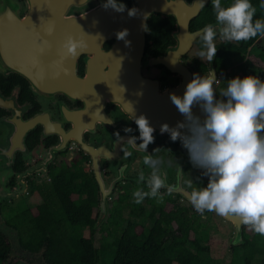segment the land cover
Here are the masks:
<instances>
[{
  "label": "flooded vegetation",
  "instance_id": "af4514ba",
  "mask_svg": "<svg viewBox=\"0 0 264 264\" xmlns=\"http://www.w3.org/2000/svg\"><path fill=\"white\" fill-rule=\"evenodd\" d=\"M185 1L192 4L194 0ZM120 2L126 5L125 9L136 7L135 0ZM105 3L106 0H89L86 8L74 9L72 14L81 15L89 7L97 8ZM211 3L209 0L206 7ZM201 13L191 21L190 33L199 32L207 25L197 20ZM66 15L47 13V4L42 0H0V229L3 230L4 224L19 237V231L9 227L7 220L12 216L19 220V214L24 211H37L46 201H53L54 173L66 170L72 173L69 176L74 177L80 190L84 185L97 190L99 205L94 208L93 215L97 221L96 238L111 217L123 223L131 218L128 203L134 201L133 192L138 188L148 190L146 181L138 182L141 171L146 179L150 175L151 169L143 163V157L148 154L153 155L161 175L173 187L171 194L166 189L161 190L164 199H171L175 206L188 209L194 217L198 212L183 193L190 195L192 190L206 187L209 177L203 174V169L193 166L187 149L179 140L173 142L168 133L155 130V140L149 144L147 152L127 143L131 137H139L138 126L130 112L109 99L106 93L98 92L102 87L98 81L97 86H93V75L97 74L91 60L93 51L84 50L77 60L79 82L74 88L70 87L77 92L69 94L66 91L70 90L66 88L50 87L68 81L60 71L51 70L65 63L64 59L61 61V54H51L57 50L51 44V37L68 25ZM169 19L176 22V29L172 32L175 44L164 52L160 33L163 22ZM150 21L156 22L155 30L149 27ZM179 30L172 16L152 14L147 22L142 76L157 82L160 92L178 87L183 78L165 65H149V62L157 58L167 59L178 49ZM151 34L157 37L152 40ZM199 39L181 62L192 71L193 78L199 75L195 61L209 67L199 76L210 77L212 69H216V89L222 85L221 78L226 76L218 72L214 60L192 58L188 62L193 52L201 51L197 47ZM225 42L215 45L218 48ZM111 48L112 43H106L103 49L109 52ZM38 84H45L47 91L40 89ZM223 87L226 88L227 84ZM131 105L143 112L148 103L139 99ZM126 128L132 131L125 132ZM140 143L142 141L137 139V146ZM60 148L63 150L58 151ZM91 193L81 192L78 197L83 199ZM127 195L129 202L120 203V197ZM38 201L41 203L31 205V202ZM141 207L151 208V205L145 199ZM124 212L128 215L125 216ZM252 233L257 234L253 230ZM234 240L235 237L232 246Z\"/></svg>",
  "mask_w": 264,
  "mask_h": 264
},
{
  "label": "clouds",
  "instance_id": "9594fccd",
  "mask_svg": "<svg viewBox=\"0 0 264 264\" xmlns=\"http://www.w3.org/2000/svg\"><path fill=\"white\" fill-rule=\"evenodd\" d=\"M202 3H206V0H202ZM103 7L123 12L126 5L120 0H106ZM261 7H264V3ZM212 8L216 26L206 25L198 33L202 41L199 53L202 60L206 58L211 62L216 57L217 36L229 42L264 37V19H254L257 9L251 0H233L226 7L222 6V0H212ZM136 12L134 8L128 10L129 16H135ZM128 34L127 29L119 31L117 39L130 43L126 41ZM86 47L83 41L74 40L71 36L63 44L64 54L70 56L79 55ZM64 74H67L66 70ZM216 82L214 73L211 77L197 75L187 84L182 97L172 93L170 99L185 121L178 122L176 127L165 123L160 131L161 134L168 133L173 142L179 140L187 149L193 166L203 169V174L209 177L206 187L190 193L194 210L201 215L208 211L221 217L238 218L240 224L264 236V80L256 76L231 79L219 94L221 99L216 97ZM195 105H199L205 114L203 121L194 115ZM132 112L131 108L130 114ZM132 118L140 135L131 137L127 143L147 152L149 144L155 140V129L144 115ZM181 129L186 131L182 132ZM131 131V128L125 129V132ZM137 139L142 141L138 146ZM143 163L151 172L146 179L141 171L138 182L146 181L148 190H135L134 203L141 204L146 198L161 203L164 199L161 190L166 189L171 194L173 187L161 175L152 154L145 155Z\"/></svg>",
  "mask_w": 264,
  "mask_h": 264
},
{
  "label": "trees",
  "instance_id": "16d2710c",
  "mask_svg": "<svg viewBox=\"0 0 264 264\" xmlns=\"http://www.w3.org/2000/svg\"><path fill=\"white\" fill-rule=\"evenodd\" d=\"M232 2L222 0V6ZM251 3L257 9L254 19H264L261 7L264 0ZM197 20L207 25L216 23L212 3ZM155 26L156 22L150 21L151 30ZM175 26L174 19L163 22L160 34L164 52L175 44L172 35ZM154 37L157 36L151 34L152 40ZM260 39L257 36L248 41L222 43L213 61L218 72L230 75L236 71L241 79L256 76L264 80V47L258 44ZM197 47L202 50L201 39ZM252 55L260 64L258 67ZM195 64L199 75L209 70L202 62ZM69 174L72 173L66 170L54 173L53 201H46L37 211H24L19 220L16 217L7 220L9 227L19 231L18 240L26 253L41 255L45 264H101L102 252L106 250L114 252L110 264H219L211 256L210 235L203 229L202 218L198 213L191 217L188 209L175 206L171 199L158 203L146 198L151 208H144L134 201L128 203V195L120 197V203L129 204L131 218L123 223L111 217L100 229L105 238L102 247H97V221L93 218L94 208L99 205L97 190L91 185L80 190ZM86 191L92 193L79 199L78 195ZM231 248L230 264H254L258 256L264 257V236L253 235L245 226L244 243ZM12 255V242L0 229V264H19V260L12 261Z\"/></svg>",
  "mask_w": 264,
  "mask_h": 264
},
{
  "label": "water",
  "instance_id": "95a60500",
  "mask_svg": "<svg viewBox=\"0 0 264 264\" xmlns=\"http://www.w3.org/2000/svg\"><path fill=\"white\" fill-rule=\"evenodd\" d=\"M89 0H42L47 4V13L50 14H67L65 20L68 25L60 29L56 34L52 35L51 44L57 47V50L51 51L61 54L65 63L52 71H60L63 78L68 81L60 84H53L50 87L59 86L66 88L69 94L77 92L70 87H75L79 78L76 74V63L81 53L77 56L64 54L63 44L66 39L71 36L74 40L83 41L89 50L94 54L92 63L97 74L93 75L95 81L93 86L101 84V91L106 93L108 98L119 103L125 110L130 112L134 117L144 115L150 122V125L157 131H160L163 124L170 127H176L178 122L185 121V117L178 111L177 107L170 99V95L175 93L183 96L187 84L193 78L192 71L181 62L182 57L187 55L194 47V43L200 37L198 33H190V23L195 19L201 11L208 5L202 3V0H194L192 4H187L185 0H135L137 10L135 16H129L128 10L118 12L111 7L105 8L99 6L97 8H88L86 13L81 15L72 14L74 9L87 7ZM133 9V8H132ZM152 14H160L164 16H172L176 19L179 26L180 34L177 39L179 47L171 52L167 59L157 58L151 60L149 65H165L173 73L181 75L182 83L173 89L160 92L158 83H153L142 76V61L146 49V31L147 22ZM146 25V27H145ZM128 30V36L125 40L117 39V32ZM56 35V36H55ZM53 37H57L56 40ZM261 40H259L260 42ZM106 43H112V48L106 52L103 48ZM67 62V63H66ZM65 70L67 74L65 75ZM217 79L216 69H212ZM210 75V77H211ZM43 91H47L45 84H38ZM142 99L147 102V110L140 112L139 108L131 105L132 102ZM193 113L199 116L203 121L205 114L199 105L193 107ZM182 132L186 131L181 129ZM63 150L60 148L58 151ZM52 151V155H54ZM184 197L189 199V194L183 193ZM190 200V199H189ZM227 222L233 224L236 232L233 246H239L244 241V225L240 224L238 218L222 217Z\"/></svg>",
  "mask_w": 264,
  "mask_h": 264
},
{
  "label": "rangeland",
  "instance_id": "374dc122",
  "mask_svg": "<svg viewBox=\"0 0 264 264\" xmlns=\"http://www.w3.org/2000/svg\"><path fill=\"white\" fill-rule=\"evenodd\" d=\"M89 8H93V7H89ZM216 39L217 40L215 41V44L217 45L225 41L220 39L219 36H217ZM261 40L262 41L260 42L259 45L264 47V37H261ZM199 53L200 51L193 52V54L190 55L188 62L192 60V58H195L197 60H202L199 56ZM251 57L255 59V61H257L254 55H252ZM259 65H260L259 62L257 61L256 66L258 67ZM222 76H226V78ZM222 76H221L222 85L215 89L217 99H221L219 94L225 89L223 86H225L229 80L238 77L236 71L231 72L230 75L226 74ZM38 203L41 202L40 201H38L37 203L31 202V205ZM124 215L127 216L128 212H124ZM202 216H203L201 217L202 221L205 223L203 229L207 234L210 235L209 245L211 247V256L219 264H230L232 261V254H233V250L231 246H232V241L235 237L234 236L235 228L233 224L227 222L221 216H218L214 212H205ZM2 228L3 231L9 236L10 241L12 242L13 245L12 261L19 260L18 262L19 264H45L41 255L33 256L26 253L22 249L18 237L16 235V232L14 230L10 228H6L4 224H2ZM96 238H97L96 246L101 248L103 245L102 243L104 242L105 234L100 231L99 233H97ZM102 255L103 256H102L101 264H110L114 257V252L113 251L111 252V250H106L102 252ZM262 260H263L262 256H258L254 261V264H262Z\"/></svg>",
  "mask_w": 264,
  "mask_h": 264
}]
</instances>
